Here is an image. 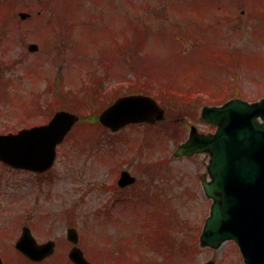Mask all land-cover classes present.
<instances>
[{"label":"rangeland","instance_id":"374dc122","mask_svg":"<svg viewBox=\"0 0 264 264\" xmlns=\"http://www.w3.org/2000/svg\"><path fill=\"white\" fill-rule=\"evenodd\" d=\"M20 12L29 15L21 19ZM0 40V77L7 80L0 87V133L46 123L63 101L58 97L50 107L54 89L80 91L93 75L103 82V100L113 91L129 93L140 75L141 81L170 88L159 95L163 103L174 98V89L192 93L202 102L200 113L204 105L232 97H264V0H0ZM30 43L39 49L29 51ZM184 97L171 101L172 116L185 111L200 131L212 130L177 100ZM69 99L84 116L104 104L93 96L86 104ZM145 129L130 125L112 134L85 120L59 146L54 167L42 177L0 162L3 264H25L14 246L24 225L40 242L56 240V252L45 264H72L69 226L78 229L93 264H116L118 250L127 248L145 264H244L234 240L217 249L201 246L212 204L203 188L209 156L176 157L177 144L158 124L153 139L142 145ZM162 159V169L143 168ZM122 169L138 180L117 200L110 185L117 184ZM146 182L154 196L148 202L132 195ZM147 215L151 229L160 225L170 237V250L165 245L158 251V237L138 242ZM147 244H157V250Z\"/></svg>","mask_w":264,"mask_h":264},{"label":"water","instance_id":"95a60500","mask_svg":"<svg viewBox=\"0 0 264 264\" xmlns=\"http://www.w3.org/2000/svg\"><path fill=\"white\" fill-rule=\"evenodd\" d=\"M164 118L165 109L154 97L144 94L119 97L100 115V121L113 131L129 123H154ZM203 118L217 126L215 132L202 134L193 126L190 138L176 153L208 152L211 156V180L204 181V188L213 203L201 243L217 248L226 240H235L245 264H264V98L256 102L232 99L223 105L206 106ZM78 120L74 113L58 111L48 124L0 134V160L39 172L49 169L55 162L57 145ZM122 174L121 183L135 181L128 171ZM68 239L77 245L76 228L68 229ZM55 246L53 240L38 244L27 226L16 243L33 260L50 256ZM69 255L76 264H92L78 246Z\"/></svg>","mask_w":264,"mask_h":264},{"label":"trees","instance_id":"16d2710c","mask_svg":"<svg viewBox=\"0 0 264 264\" xmlns=\"http://www.w3.org/2000/svg\"><path fill=\"white\" fill-rule=\"evenodd\" d=\"M142 81H141V76L137 75L136 80L133 81L132 86H131V88H132V90L134 92L144 91V92H147V93L155 94L161 100H162V98H160L159 95L164 93L163 91H169L170 92V88H169V90H164V87L161 86V85H158L155 80H151L149 82H145V81L142 82ZM103 90L104 89L102 88V86L101 85L99 86L98 83H97L95 86H93L92 93L95 96H98L99 99H102ZM173 92H174V98L171 99L169 101V103H167L169 105V107H171V105L173 103V102L171 103V101L172 100H176L177 96H181V97L185 96L184 98H179L177 100H181L183 102L184 108L188 111L187 107H192V104H191L192 103L191 97H193L192 93H189L187 91L182 92L180 89H174ZM59 94H60L59 96L63 98V101L60 103L61 107L76 109L74 101H72L71 104L68 103V102H65V101H68V99H69V96H67L68 95L67 93H65L63 90H60ZM83 103L86 104V101L83 102ZM177 103H178V101H177ZM87 106H88V102H87ZM98 114H99V110L96 111V112L93 111V114L91 116H84L83 115V120L84 121L87 120L90 123H98ZM194 116H196L195 112H194ZM188 125H189L188 121H185V122H182V123H180V122H174V123L169 122L168 124H165V129L164 130H166V131H170L171 130V134H170L171 138H173L176 141H178L180 139L179 137H177L178 134H180V136H182L185 133L186 129L188 128ZM155 163H158V162H155ZM155 163H153V165ZM161 240L162 241L159 244V246L157 245L159 247L158 251H162V247L165 246V245L166 246H170V244H169L170 237H168V235H165L164 231H163ZM150 241L151 242L156 241V237L150 238Z\"/></svg>","mask_w":264,"mask_h":264},{"label":"flooded vegetation","instance_id":"af4514ba","mask_svg":"<svg viewBox=\"0 0 264 264\" xmlns=\"http://www.w3.org/2000/svg\"><path fill=\"white\" fill-rule=\"evenodd\" d=\"M39 264H41V262Z\"/></svg>","mask_w":264,"mask_h":264}]
</instances>
